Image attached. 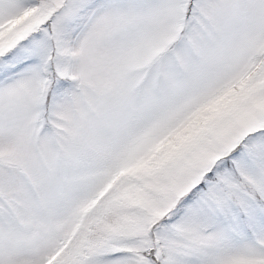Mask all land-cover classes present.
Instances as JSON below:
<instances>
[{
	"label": "snow or ice",
	"instance_id": "1",
	"mask_svg": "<svg viewBox=\"0 0 264 264\" xmlns=\"http://www.w3.org/2000/svg\"><path fill=\"white\" fill-rule=\"evenodd\" d=\"M0 264H264V0H0Z\"/></svg>",
	"mask_w": 264,
	"mask_h": 264
}]
</instances>
